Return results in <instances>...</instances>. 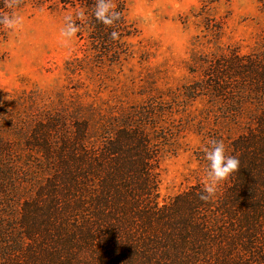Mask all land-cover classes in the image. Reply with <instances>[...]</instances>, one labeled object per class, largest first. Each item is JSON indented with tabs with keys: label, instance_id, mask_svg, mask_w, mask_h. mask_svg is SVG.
Listing matches in <instances>:
<instances>
[{
	"label": "trees",
	"instance_id": "16d2710c",
	"mask_svg": "<svg viewBox=\"0 0 264 264\" xmlns=\"http://www.w3.org/2000/svg\"><path fill=\"white\" fill-rule=\"evenodd\" d=\"M27 2L85 10L103 55L122 36L121 16L95 21V0L17 8ZM235 65L238 82L216 83L217 98L232 104L245 91L257 110L228 144L240 168L209 202L201 184L159 202L158 149L134 115L92 140L85 119L0 102V264H264V53Z\"/></svg>",
	"mask_w": 264,
	"mask_h": 264
},
{
	"label": "rangeland",
	"instance_id": "374dc122",
	"mask_svg": "<svg viewBox=\"0 0 264 264\" xmlns=\"http://www.w3.org/2000/svg\"><path fill=\"white\" fill-rule=\"evenodd\" d=\"M118 1L122 36L104 55L92 46L89 19L76 20L79 32L61 44L64 17L77 10L30 2L15 9L21 27L0 38V102L85 119L92 140L128 115L145 121L166 203L202 185L209 141L222 140L227 154L257 110L245 91L225 104L216 83L235 84L236 59L264 53V0Z\"/></svg>",
	"mask_w": 264,
	"mask_h": 264
},
{
	"label": "clouds",
	"instance_id": "9594fccd",
	"mask_svg": "<svg viewBox=\"0 0 264 264\" xmlns=\"http://www.w3.org/2000/svg\"><path fill=\"white\" fill-rule=\"evenodd\" d=\"M3 2L8 11L0 13V29L15 32L22 25V17L14 11L18 7L19 0H3ZM91 15L96 22L106 27L113 26L120 19V13L115 10L113 0H95ZM74 16L69 14L64 17L59 33L63 46H67L69 40L71 41L80 30V25L75 21L87 19L83 9L76 11ZM115 35L116 33L113 32L112 36ZM204 160L207 163L198 199L209 202L216 197L220 185L238 171L240 160L236 155L226 154L224 142L216 139H211L204 148Z\"/></svg>",
	"mask_w": 264,
	"mask_h": 264
}]
</instances>
